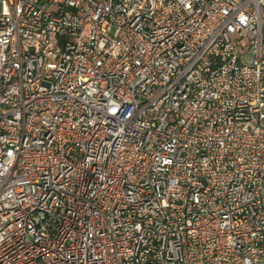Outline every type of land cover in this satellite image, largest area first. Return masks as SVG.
Returning <instances> with one entry per match:
<instances>
[{"label": "built area", "instance_id": "1", "mask_svg": "<svg viewBox=\"0 0 264 264\" xmlns=\"http://www.w3.org/2000/svg\"><path fill=\"white\" fill-rule=\"evenodd\" d=\"M0 264H264V0H0Z\"/></svg>", "mask_w": 264, "mask_h": 264}]
</instances>
